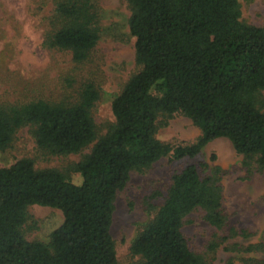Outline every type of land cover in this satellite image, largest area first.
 Wrapping results in <instances>:
<instances>
[{
  "label": "trees",
  "instance_id": "obj_1",
  "mask_svg": "<svg viewBox=\"0 0 264 264\" xmlns=\"http://www.w3.org/2000/svg\"><path fill=\"white\" fill-rule=\"evenodd\" d=\"M53 2L44 45L69 52L82 65L101 39L98 0ZM127 3L141 70L113 100L115 122L105 135H98L92 116L100 93L90 82L70 104H0L1 152L25 127L38 148L52 156L79 154L96 142L73 168L80 184L56 169H37L31 159L0 168V264H118L112 235L115 202L131 174L145 173L162 159L197 158L217 139L231 142L245 169H264V28L242 21L240 0ZM176 114L200 130L194 143L172 145L158 138L162 120ZM222 175L216 167L214 174L203 176L196 165L173 175L163 203L148 207L154 217L132 243L138 264H207L189 247L184 220L202 210L209 225L226 227ZM161 197L156 193L152 200ZM35 205L63 214L50 243L25 238L28 209ZM219 246L212 242L209 250ZM241 250L263 252L264 235ZM246 263L264 264V259Z\"/></svg>",
  "mask_w": 264,
  "mask_h": 264
},
{
  "label": "rangeland",
  "instance_id": "obj_2",
  "mask_svg": "<svg viewBox=\"0 0 264 264\" xmlns=\"http://www.w3.org/2000/svg\"><path fill=\"white\" fill-rule=\"evenodd\" d=\"M240 2L242 21L264 28V0ZM53 7V0H0V104L39 100L70 104L78 100L83 85L90 82L100 93L92 116L101 137L115 122L113 100L141 70L135 58V38L128 26L131 11L127 0H98L101 39L82 65L75 64L69 52L45 47ZM200 134L190 119L176 114L162 120L158 138L172 145H190ZM94 144L79 154L52 156L38 148L30 127H25L16 134L10 148L0 151V168L31 159L37 169H56L74 184H80L81 175L73 168ZM242 162L243 157L231 142L221 138L210 143L197 158L174 163L162 159L145 173H132L115 202L112 235L118 264L139 263L131 246L154 217L148 207L163 203L173 175L188 165L198 166L203 176L214 174L216 167L223 170V210L227 217L226 227L218 230L205 221L202 210L189 214L183 233L191 250L203 256L207 264H248V259H264V251L248 254L241 250L260 243L264 235V169L247 170ZM156 193L162 197L152 200ZM28 214L23 230L29 242L50 243L51 234L64 221L61 211L48 207L31 206ZM212 242L220 243L214 252L209 250Z\"/></svg>",
  "mask_w": 264,
  "mask_h": 264
}]
</instances>
